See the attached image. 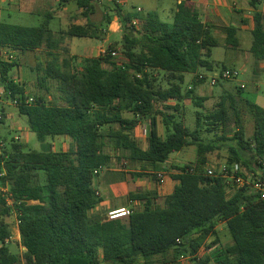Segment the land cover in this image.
<instances>
[{
	"label": "trees",
	"instance_id": "1",
	"mask_svg": "<svg viewBox=\"0 0 264 264\" xmlns=\"http://www.w3.org/2000/svg\"><path fill=\"white\" fill-rule=\"evenodd\" d=\"M261 1L247 0L255 10L250 53L256 63L264 62V16L256 11ZM75 2L85 9V16L94 11L90 0ZM122 13L119 9L124 20L123 55L127 62L118 65L110 55L83 58L80 69H71L69 59L59 62L55 51L64 36L103 39L105 29H100L99 24L87 20L85 25H71L57 35L49 28L48 16L35 27L0 22V53L4 49L20 54L44 49L48 59L36 65L37 83L44 87L47 80H54L60 94L56 104H47L41 96L26 104L28 96L23 85L10 76L17 61H3L0 57V83L10 98L19 100L18 113L27 118L30 130L43 145L42 150L35 151L27 150L22 143H12L8 150L0 152V183L7 186L14 201L24 248L21 255L9 251L4 242L10 232L1 218L0 264H153L157 257L162 264H177L181 256L193 257L190 264H264V201L258 200L248 186L234 190L228 197L224 181L204 172L207 155L228 139L204 141L199 112L193 130L177 121L174 113L166 112L178 108V104L166 105L169 101L179 103L192 95L191 88L182 90L185 74L193 75L196 87L205 81L197 75L198 70L214 68L215 63L209 60L212 49L218 46L213 28L200 20L190 0L176 4L169 23L154 12ZM110 22L111 17H106V24ZM222 30L225 45L237 48V29L229 26ZM64 51L68 55L67 46ZM152 72L166 74L170 85L156 88ZM228 96L225 97L232 99ZM244 101L253 118V134L245 137L237 116V129L229 139L234 146H228L231 157L227 163L243 164L255 172L251 166L264 167V106ZM123 113H130L132 118H124ZM156 114L162 116L165 138L157 132ZM226 114L222 97L208 119L211 125L219 122L223 126ZM141 119L148 122L145 149L132 136ZM55 136L70 139L68 150H52L46 140ZM108 139L115 149L127 152L129 160L141 164L143 170L167 172L169 156L189 146L196 147V158L192 163L173 167L178 173L172 178L178 185L161 206L155 193H132V201H145L143 208L108 220L106 214L90 215L102 200L92 186L93 179L112 158L105 152ZM38 172L45 174L43 185L33 181ZM157 173L150 176L158 182ZM30 201L38 204H29ZM0 206L1 217L9 216L2 194ZM220 222L232 240L222 249L216 230ZM208 238L212 241L206 249L215 252L196 258Z\"/></svg>",
	"mask_w": 264,
	"mask_h": 264
},
{
	"label": "rangeland",
	"instance_id": "2",
	"mask_svg": "<svg viewBox=\"0 0 264 264\" xmlns=\"http://www.w3.org/2000/svg\"><path fill=\"white\" fill-rule=\"evenodd\" d=\"M54 6L60 5V0H50ZM124 6L123 4H119V6L123 9V7L128 8L130 2L138 5L144 9V13L146 12H156L159 19L163 22L169 23L171 19L167 17V14L161 10L160 2L157 0H125ZM57 4V5H56ZM264 6V0L258 5L259 9H262ZM60 7V6H59ZM95 12L92 13V19L95 24L100 25V29H105L103 39H90V38H78L75 37L73 40V52L77 55L70 56L66 55L64 49L68 45V41L64 36L61 38V42L59 45V49L55 51V54L59 57V62L62 60L69 59L71 69H80L82 65V59L85 55H92L91 50L94 49L93 53L99 55V48L108 49L112 47V51L116 53V56L111 58L110 60L115 62L118 65H123L127 62L125 56L123 55L124 51V43H123V16L120 17L119 7L112 3V0H103L99 5L95 6ZM73 9L70 10L72 12ZM47 11H39L36 10L32 16L29 14H22L20 19L16 16V14H12L11 17H4L1 21L8 24L22 25V26H38L44 20V14ZM66 13V12H65ZM111 17L110 24L115 20L117 24L116 32H111L109 30V25L106 24V17ZM57 24L55 19L50 22V29L52 31L57 30ZM115 29V27H113ZM60 32H58L59 34ZM57 34V35H58ZM112 34L107 40L108 35ZM105 39V40H104ZM247 42L245 39L241 43L240 49L237 50H225L224 47H217L213 50L211 60L215 61L216 66L213 71H204V74L207 76L205 78L204 83L193 86L192 78L193 76L190 74H186L184 78V82L182 84V90L186 92L190 88L193 93L188 99H184L181 103L175 101H169L167 104L172 107L178 104V108L176 111L166 110V112H172L175 115L177 121H181L185 124L186 127L193 130L196 128V112L200 113V135L204 141H214L219 139L220 137H225L228 139L225 142H222V145L219 146L214 152L207 155V166L214 164L215 166L221 165L228 162L231 154L229 153L228 146H234L230 138L234 135V132L237 129L236 125V117H239V121L244 128L245 137L250 138L253 134V118L247 110L244 99H247L258 106H264V77L261 75L258 80L253 81L249 78L250 68L247 69V72L243 73L242 64L244 63L243 59L248 60V62L254 61L253 56L249 60L246 52ZM13 56L15 61H17L18 66L14 67V70L11 71V78L18 83L21 82L25 85L26 90L28 92V97L37 98L39 96L44 98V101L47 104H56L59 102V96L57 86L58 83L54 80H47L44 83V87H41L37 83V73L35 71L36 65L40 62H46L48 57L45 50H40L37 52L26 53L22 55L19 52H13ZM235 55V61L231 59V55ZM80 55V56H78ZM226 68V69H225ZM221 70H230L237 72V76L232 80L226 81H218V83L214 86L210 84V77L213 73L220 72ZM132 73V72H131ZM41 75V73H40ZM151 80L153 81V85L156 88L165 89L170 85L168 77L166 74L162 72H152ZM243 84L244 89L242 92L238 90L239 86ZM257 88V90H254ZM2 90V85H0V91ZM232 96V99L226 98L225 96ZM225 99V107L227 109L225 125L221 126L220 123H214L211 125V119H208V116L218 109L219 102L221 98ZM229 97V96H228ZM199 103V104H198ZM231 103H233V108H231ZM18 105H13L9 100H0V112L2 114V118L0 119V152L4 150H8L12 143H22L26 146L27 150H35L40 151L43 149V145L37 140L36 135L30 130L27 118L25 116H21L18 113ZM123 117L130 118L131 114L123 113ZM161 117V116H160ZM160 120L159 132L162 138H165L167 132L163 125V121ZM106 129V128H105ZM48 143L54 142L55 147L52 150L55 151H66L68 150L70 143L54 140L51 141L50 138L47 139ZM139 144L142 148H145L146 142L145 138H139ZM218 143V142H217ZM50 145V144H49ZM25 149V151H26ZM105 152L110 154L112 159L110 164L98 171V174L94 177L92 186L93 188H98L99 184L102 182V179L105 176L110 178L116 177H125V174H135L142 165L137 164L129 160L128 153L121 151L119 149H115L114 144L109 139L106 140ZM196 155V147L189 146L183 149L181 152L171 154L170 161L172 163H178V161H190ZM245 172L246 171L244 168ZM255 167V168H254ZM251 168L256 169V166H251ZM260 173V172H258ZM249 174V173H248ZM262 174V173H260ZM259 174V175H260ZM35 177L33 178L34 183L43 185L45 184V174L42 172L35 173ZM130 176V175H129ZM248 176V175H247ZM131 178V184L132 177ZM255 178V177H254ZM253 176L247 178L250 182L251 179H254ZM133 188V187H131ZM130 188V189H131ZM141 190H139L140 192ZM143 191V190H142ZM134 192V190L132 191ZM0 194L4 196L6 207L9 208V216L1 217L4 222L7 223L8 229L10 232V236L6 239L7 242L5 245L8 247L11 253H15L17 255H21L24 251V248L20 243V236L18 231V220L17 214L15 213V209L13 207L14 201L12 200L7 186H3L0 183ZM127 200V195L125 197ZM29 204H38V202L30 201ZM130 209L135 210L134 204L129 205ZM2 211V207L0 206V213ZM101 212L103 216L107 213L106 209H102ZM217 235L220 241L221 248L230 246L232 244V240L225 228L224 223L220 222L217 225ZM212 241V238H208L204 245L199 250V257H203L205 255H209L210 252H215V250L206 249L207 245H209ZM190 257L185 258L184 260L178 259L177 264H190ZM139 264V263H138ZM153 264H162V259L157 257L153 261Z\"/></svg>",
	"mask_w": 264,
	"mask_h": 264
},
{
	"label": "crops",
	"instance_id": "3",
	"mask_svg": "<svg viewBox=\"0 0 264 264\" xmlns=\"http://www.w3.org/2000/svg\"><path fill=\"white\" fill-rule=\"evenodd\" d=\"M75 1L76 0H66V2H63L62 0H60L61 4L60 5L56 4L57 6H54L50 0H0V22H2L1 20L4 17H11L12 14H16V16L18 17L16 19H20L19 17H21L22 14H29L30 16H32L34 13H36V10L47 11L44 14V17L46 16L50 17V22L53 19H55V22L57 24L56 26L57 30L53 32H55L56 34L58 32L66 31L71 25H85L87 23V20L93 22L92 13H94L96 9L94 8V11L91 14H89L88 16H85L83 14L82 9L76 5ZM157 1L160 2L161 10L165 12L167 14V17L170 18L172 21L174 12L176 10V4L179 3L180 0H157ZM190 2L194 5L195 9L197 10L200 20L203 23H206L213 28L212 29L213 36L218 41L217 47H220V46L224 47L225 50L227 51H230L233 49L225 45L226 34L222 30L225 27L233 26L237 29L236 36L239 41V46L233 50L240 49L241 43L245 39V41L247 42V47L245 50L247 52V56L249 60L251 59V56H252V54L250 53V47L252 43L251 31L253 30V26H254L253 15H254L255 10L248 5L247 0H190ZM122 6H124V4ZM71 9H73L72 12H70ZM119 9L126 15L133 14V13L145 15L149 13V12L144 13V9L142 7L135 5L132 2H130L128 8L123 7L122 9L119 6ZM137 9H140V11L138 12ZM256 11L261 12L264 16V6L262 9L257 8ZM115 20L112 22L111 25H109V30H111V32L113 33L116 32L118 28L116 27L118 23H116ZM50 22H49V28H50ZM131 23L134 25L135 20H132ZM12 25H15V24H12ZM27 27H35V26H27ZM113 27H115V29ZM262 27L264 30V19L262 22ZM111 35L112 34L108 35L107 38L105 39L107 40ZM74 38H70V39L66 38L68 41V45H67L68 55H70L71 57L77 55L73 52V45H72L73 40L72 39ZM215 48L212 49V53ZM4 50L15 52L10 49H4ZM93 51L94 49L91 50L92 55H85L83 56V58L97 57V54L95 53L94 55ZM212 53H211V56H212ZM22 55H25V54H21V56ZM235 58L236 57L234 54L231 55V59L233 60V62L235 61ZM209 60L212 61L211 57ZM243 61H244V63L242 64L243 73L244 72L246 73L247 69L249 68L251 69L250 70L251 73L248 76L249 78H251L253 81H256L259 79L261 75H263L264 77V62L256 63L252 61L251 63V61L248 62V60L246 62L245 59H243ZM213 62L215 63V61ZM215 66H216V63L214 65V68ZM214 68L211 71H213ZM13 70L14 68L11 71ZM203 70L208 71L206 69L200 68L197 72V75L199 76V78H204V76L207 77L204 74ZM14 82L18 83L15 80ZM18 84L23 85L25 89V95H28L25 85L22 84L21 82H19ZM0 85L2 84L0 83ZM239 88L244 89L245 87L243 84H241ZM2 90H4L3 85H2ZM254 90H257V88H255ZM160 116H161L160 114L155 115L156 125H157L156 127H157V132L159 135H160L159 118L162 120V116L161 117ZM130 118H132V115ZM142 127H145L147 129L146 135L143 134ZM147 133H148V122L146 119H141L139 125L132 131V136L138 143H139L138 141L139 138H145V142L147 145ZM49 138L51 141L58 140V141H63L65 143L68 142L71 144L70 139L65 136H55V137H49ZM46 143L50 144L52 148L54 149L55 147L54 142L48 143V141L46 140ZM57 152H62V151H57ZM195 158H196V155L190 161H178V163H172L169 157L165 165L168 171L163 172L166 175V177L161 183L153 180L150 176V174L152 173L154 174L159 171L155 172L154 170H151L149 168H145V170H143L140 167L137 171H135V174H125L124 178L123 177H116V178L113 177V178L108 179V176H105L102 179V182L99 184V187L95 189L97 194L102 200L93 210H91L90 215H97L101 217L103 216V213L101 212L102 209H106L108 213L110 210H114L117 208L130 209L129 207L130 204H134L136 208L135 210H141L143 208L145 201H141V200L132 201V199L130 198V195L132 193H155L157 197L156 202L158 205L161 206L163 204L164 198L170 195L174 191L175 187L178 185V181L172 178V175H176L178 173V171L173 169V167H181L185 164L192 163L195 160ZM139 173H143L146 175L139 177L137 175ZM129 175L132 177L133 184H131V178ZM133 190L134 192H132ZM139 190L141 191L139 192ZM232 193L233 192L228 193L227 196L228 197L231 196ZM126 195L128 197L127 200H125ZM130 210H133V209H130ZM107 213H106V217H107Z\"/></svg>",
	"mask_w": 264,
	"mask_h": 264
},
{
	"label": "built area",
	"instance_id": "4",
	"mask_svg": "<svg viewBox=\"0 0 264 264\" xmlns=\"http://www.w3.org/2000/svg\"><path fill=\"white\" fill-rule=\"evenodd\" d=\"M102 1L103 0H90V4L93 6H96V5H99ZM112 3L115 5L125 4V0H112ZM84 10L85 9H82V11H84ZM137 11L139 12L140 9H137ZM13 54L14 53L12 51L1 50V53H0L1 60L11 61L14 59ZM107 55H110L111 58H113L116 56V53L112 50L110 51L109 49H102V48L99 49V55L98 56L104 57ZM236 76H237V73L234 71L221 70L220 72L213 73L211 75L210 84L212 86H214L220 80H222V81L232 80ZM1 99L2 100L3 99L9 100L12 102L13 105L19 104V100L17 98H10L9 93L6 92L5 90L0 91V100ZM32 101H33L32 98L28 97L25 100V103L29 104ZM1 118H2V114L0 112V119ZM146 130L147 129L145 127H142V132L144 135H146ZM245 170L248 171L246 168H245ZM253 170L255 172H252V171L245 172L243 169V166L241 164H238V163H233L231 165H229L228 163H224V164L217 165V166H215L214 164H211L208 166L205 165V167H204V172L207 176L214 177V178H220L224 181L225 190H226L227 194L230 192H233L234 190H236L240 187L248 186L251 189V191L257 196L258 200L264 201V167H257L256 169H253ZM258 172H260L262 174H260ZM95 173H97V172L95 171ZM156 176H157L158 182H160V183L166 177V175L164 173H160V172L157 173ZM251 176H253V178L254 177L255 178L251 179V182H250L247 178L250 179ZM131 213H132V211L130 209L117 208L114 210H110L107 213V219L108 220H115V219H119V218L128 216ZM6 242H7V240H5L4 244ZM195 257L199 258V255L197 254ZM185 258H187V257H184V256L180 257L181 260H184ZM190 258H193V257H190ZM211 264H220V263L213 262Z\"/></svg>",
	"mask_w": 264,
	"mask_h": 264
}]
</instances>
